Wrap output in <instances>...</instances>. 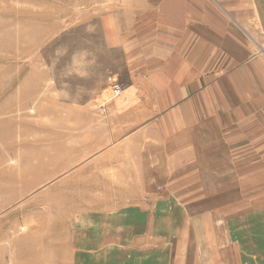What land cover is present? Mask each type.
Instances as JSON below:
<instances>
[{
	"label": "crops",
	"instance_id": "1",
	"mask_svg": "<svg viewBox=\"0 0 264 264\" xmlns=\"http://www.w3.org/2000/svg\"><path fill=\"white\" fill-rule=\"evenodd\" d=\"M117 2L126 81L104 107L110 143L89 148L96 166L111 155L120 198L144 200L79 245L96 264H264L263 0Z\"/></svg>",
	"mask_w": 264,
	"mask_h": 264
},
{
	"label": "rangeland",
	"instance_id": "2",
	"mask_svg": "<svg viewBox=\"0 0 264 264\" xmlns=\"http://www.w3.org/2000/svg\"><path fill=\"white\" fill-rule=\"evenodd\" d=\"M117 1L0 0V186L11 197L0 196V264H96L79 246L84 225L144 200L120 198L111 155L96 166L89 148L110 143L104 107L126 81L125 48L107 20ZM57 48L67 52L57 58ZM80 51L87 61H73Z\"/></svg>",
	"mask_w": 264,
	"mask_h": 264
},
{
	"label": "clouds",
	"instance_id": "3",
	"mask_svg": "<svg viewBox=\"0 0 264 264\" xmlns=\"http://www.w3.org/2000/svg\"><path fill=\"white\" fill-rule=\"evenodd\" d=\"M86 31H88V29H86ZM56 51H57V58H60L61 56H63L67 52V49L66 48H57ZM88 56H89V53L87 51H80V52L74 54L73 61L79 60L81 57H83V59L85 61H87L88 59H86V58Z\"/></svg>",
	"mask_w": 264,
	"mask_h": 264
},
{
	"label": "built area",
	"instance_id": "4",
	"mask_svg": "<svg viewBox=\"0 0 264 264\" xmlns=\"http://www.w3.org/2000/svg\"><path fill=\"white\" fill-rule=\"evenodd\" d=\"M121 92H122V89L120 88V86H117V85L114 86L112 88V97L115 98V97L119 96L121 94Z\"/></svg>",
	"mask_w": 264,
	"mask_h": 264
},
{
	"label": "bare ground",
	"instance_id": "5",
	"mask_svg": "<svg viewBox=\"0 0 264 264\" xmlns=\"http://www.w3.org/2000/svg\"><path fill=\"white\" fill-rule=\"evenodd\" d=\"M81 238V237H80ZM80 242V241H79ZM80 246V245H79Z\"/></svg>",
	"mask_w": 264,
	"mask_h": 264
}]
</instances>
